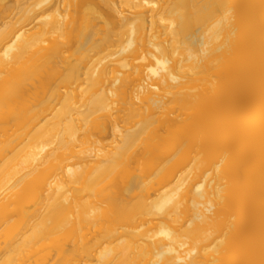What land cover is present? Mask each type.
<instances>
[{"label": "bare ground", "instance_id": "1", "mask_svg": "<svg viewBox=\"0 0 264 264\" xmlns=\"http://www.w3.org/2000/svg\"><path fill=\"white\" fill-rule=\"evenodd\" d=\"M0 264H264V0H0Z\"/></svg>", "mask_w": 264, "mask_h": 264}]
</instances>
